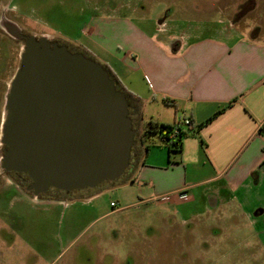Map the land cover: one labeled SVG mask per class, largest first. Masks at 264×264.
Returning a JSON list of instances; mask_svg holds the SVG:
<instances>
[{
	"label": "rangeland",
	"instance_id": "obj_1",
	"mask_svg": "<svg viewBox=\"0 0 264 264\" xmlns=\"http://www.w3.org/2000/svg\"><path fill=\"white\" fill-rule=\"evenodd\" d=\"M245 2L0 0V10L12 11L10 18L25 33L70 45L69 50L78 53L87 43L82 32L96 8L117 9L141 30L154 33L155 41L172 42L193 33L212 35L215 29H236L247 37L253 28L264 29V0L245 4L244 18L231 28ZM3 40L0 33V123L6 90L20 67L23 48L10 42L9 51ZM174 111L164 104H151L142 124L150 121L151 113L173 115ZM182 129L189 132L185 126ZM163 148L168 155V147ZM132 171L131 166L114 182L73 193L65 204L33 203L27 193L1 184L0 264H264V175L259 184L252 181L246 195L242 191L226 194L208 210L197 205V215L189 217L184 214L191 211L167 199L149 200L151 195L139 199L140 189L131 181L119 187ZM260 211L261 217L257 216Z\"/></svg>",
	"mask_w": 264,
	"mask_h": 264
},
{
	"label": "crops",
	"instance_id": "obj_2",
	"mask_svg": "<svg viewBox=\"0 0 264 264\" xmlns=\"http://www.w3.org/2000/svg\"><path fill=\"white\" fill-rule=\"evenodd\" d=\"M94 12L82 32L87 42L82 49L100 59L126 93L139 130L133 171L119 187L131 181L140 189L139 199H167L193 217L197 205L208 210L226 194L246 195L252 181L259 184L264 175V29L249 37L235 28L215 29L212 35L161 42L117 9ZM151 104L175 111L151 113L150 121L175 126L188 119L191 126L185 127L197 132L185 138L175 156L167 155L158 135L152 136L155 144L142 140L143 113Z\"/></svg>",
	"mask_w": 264,
	"mask_h": 264
},
{
	"label": "water",
	"instance_id": "obj_3",
	"mask_svg": "<svg viewBox=\"0 0 264 264\" xmlns=\"http://www.w3.org/2000/svg\"><path fill=\"white\" fill-rule=\"evenodd\" d=\"M25 39L5 95L0 168L26 174L35 195L120 179L139 134L126 94L96 60L47 37Z\"/></svg>",
	"mask_w": 264,
	"mask_h": 264
},
{
	"label": "flooded vegetation",
	"instance_id": "obj_4",
	"mask_svg": "<svg viewBox=\"0 0 264 264\" xmlns=\"http://www.w3.org/2000/svg\"><path fill=\"white\" fill-rule=\"evenodd\" d=\"M250 1H253V0H248V1L246 0L245 3H243L242 5L239 6V10L237 11L236 17L233 20L232 26L236 25V24L238 25V23L240 22L242 17L245 15V6L244 5ZM11 12L12 11L6 12L3 10L2 11L0 10V33L4 39L3 41L8 43L7 47H8L9 51H10V47H11L10 42L11 43L12 42L17 43V45L20 48H22L26 42L25 38L28 36H32V34L25 33V31L19 27L18 21L10 18V15L12 14ZM234 27L235 26H233V28ZM14 28H16L17 31H15ZM260 30H261V27H257V28H253L250 32L252 34H256ZM56 43H58L61 46H67L68 49L71 47L70 45H66V44L60 43L58 41ZM81 50L82 49H79L80 52H78V53H81V54L85 55L86 57L94 59L87 51H85L84 49L82 51ZM19 65H20V56H19ZM3 103H4L3 104V110H4L5 98H4ZM2 115H3V111H2ZM130 115L133 119L132 107L130 110ZM1 121H2V117H1ZM134 125L136 126L135 122H134ZM0 127H1V123H0ZM4 151H5V147L0 146V158L3 155ZM134 158H135V155H134V152H132L131 163H130L129 168L131 166H133L134 161H135ZM1 184L3 187H8L10 185L14 186L16 189H18V191H23V192L27 193L29 196H31V200L33 201V203H40L41 201H44V200H51L53 202H58V203H64V201L69 202L68 196H72L73 193L75 194L78 192V191L66 192V191H60V190L51 188L46 193L35 195L33 191H30V192L27 191V189L32 185V180L26 174L7 172V171L2 170L0 168V185ZM82 191H86V189L82 190ZM262 213H263L262 211L258 212L257 216L259 215V217H261L263 215Z\"/></svg>",
	"mask_w": 264,
	"mask_h": 264
},
{
	"label": "trees",
	"instance_id": "obj_5",
	"mask_svg": "<svg viewBox=\"0 0 264 264\" xmlns=\"http://www.w3.org/2000/svg\"><path fill=\"white\" fill-rule=\"evenodd\" d=\"M111 78L114 79L112 75ZM116 86L118 90L125 93L118 85V82H116ZM211 120L212 119H210L208 122H210ZM175 127L176 125L173 126L154 121H147L143 126L142 140L144 142H148L149 144H155L152 143V136L158 135L162 142L167 144L170 153L182 152L184 139L196 136L197 132L193 131L192 129H189V132H183L182 128H179L178 131L175 132ZM262 132L264 133V128L262 129Z\"/></svg>",
	"mask_w": 264,
	"mask_h": 264
},
{
	"label": "built area",
	"instance_id": "obj_6",
	"mask_svg": "<svg viewBox=\"0 0 264 264\" xmlns=\"http://www.w3.org/2000/svg\"><path fill=\"white\" fill-rule=\"evenodd\" d=\"M181 125L190 126L191 122L188 119H185L184 121L180 122L179 124L176 125L175 132L178 131V129L181 127ZM111 206H112V208L116 207V205L114 203H111Z\"/></svg>",
	"mask_w": 264,
	"mask_h": 264
}]
</instances>
